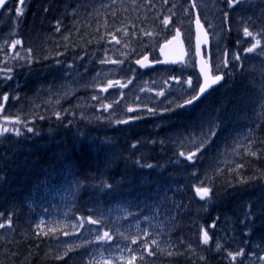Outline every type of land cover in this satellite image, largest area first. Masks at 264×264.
Listing matches in <instances>:
<instances>
[{
  "label": "trees",
  "instance_id": "1",
  "mask_svg": "<svg viewBox=\"0 0 264 264\" xmlns=\"http://www.w3.org/2000/svg\"><path fill=\"white\" fill-rule=\"evenodd\" d=\"M83 1L79 0V3L83 4ZM73 6H77L76 0H30L26 15L28 35L36 37L49 30L58 36L57 26L51 25V22L62 23L67 18L64 12ZM93 31L91 24H78L70 30L65 44L70 51H74L73 54H77L82 48H88L94 43L97 34ZM55 50L59 49L51 46L52 57L56 56ZM41 73L38 71L35 75L45 78L41 77ZM231 80L203 98L188 114L170 120L169 124L165 123L163 130L154 131L150 123H140L128 134L123 130H114L118 151L107 156L96 132L90 128L87 136H84V116L80 109L55 107L50 100L38 106L33 96L19 90V94H15L17 97L9 100L13 104V114L17 115L20 122L15 124L13 134L0 133V224L4 225L0 228V264L85 263L86 248L81 246L73 249L67 243L70 236H77L71 233L69 226L50 229L44 225V231H41V223L38 222L41 216L52 214L60 208L61 203L57 200L67 198L64 194L73 193L74 189H81L75 207L76 214L85 213V216H89L91 213L88 211L79 212L80 208L96 206L94 214L104 219L102 224L108 225L106 216L126 213L125 219L119 223V236L133 228L138 234H149L145 240L146 245H155L153 239H156V244L158 241L173 239L174 246L167 264H227L224 258L226 254L229 256V252L223 248L224 251L220 250L217 255H213L210 244L200 246L201 236L197 232L212 229L210 232L216 231L219 237L228 239L231 235L237 239L245 235L244 230L254 231V227L259 226V229H264V212H261L264 209V102L257 113L255 104L252 107L257 91L249 77L238 74ZM43 81L42 87L46 86L47 80ZM38 89L34 86L33 91L41 93ZM49 117L52 118V125L47 128L43 123ZM2 121L4 119L0 116ZM206 121L220 124L216 134L220 139L225 138L226 141L231 136L230 132L238 133L241 129L249 128L252 140V144L242 151L246 158L244 164L251 170L252 179L244 176L239 184L227 186L231 187L232 192L222 198L217 196L221 183L214 182L210 187L212 198L209 201H204L197 193L198 188H207L206 184L202 185L190 173L192 166L198 162L186 161L180 166H173L178 155L175 139L183 137L191 146L194 143L190 138L191 133L198 131L199 126ZM29 127L33 129L32 132L27 131ZM37 128L42 131L39 139L41 143L36 142L40 132ZM15 129H19L21 135L17 136ZM149 133L154 134L155 139L160 135L164 140L154 147L143 142L148 151L137 153L136 157L141 160L137 164L131 158L133 141ZM191 148L194 150V147ZM227 148L220 153L229 154ZM215 152L210 154L214 157L221 155ZM213 156L209 155L208 158L214 160ZM209 162L205 171L215 172L213 161ZM220 162L229 167L234 166L231 161ZM121 163L133 169L126 170L121 167ZM158 168L162 172L157 176L151 173ZM149 172L147 180L141 178V175L145 176ZM102 177L108 178L109 184L103 185L104 195L102 192L95 197L92 193L96 190H92L101 185L99 178ZM249 210L260 223L253 216L248 222H243ZM217 222L220 226L213 228ZM254 239H257L256 233ZM120 240L121 237H114L113 241ZM103 246L107 249L113 247L112 243ZM58 256L62 258L57 259Z\"/></svg>",
  "mask_w": 264,
  "mask_h": 264
},
{
  "label": "rangeland",
  "instance_id": "2",
  "mask_svg": "<svg viewBox=\"0 0 264 264\" xmlns=\"http://www.w3.org/2000/svg\"><path fill=\"white\" fill-rule=\"evenodd\" d=\"M100 1L104 5L120 4L121 9H123V11L127 7H130L132 9L130 12L131 16L128 17L130 23L134 22V19L132 18V16H133L138 21H140L142 23V28L145 30L150 28L149 23L155 22V20H156L157 0H100ZM192 1L195 5H197L198 9L200 10V12L202 14V17H204L206 19V21L212 26L213 29L221 28V27H218L219 23H217V21L213 20L214 15H215L213 13V10H212L214 0H192ZM254 11L256 12V14L253 12H249V13H247L246 17L243 18V21L245 22L244 26L249 27L253 31H255L257 28L261 27V20H260V16H259L260 12L257 9H254ZM180 12H181V15L179 16V20H178V18H176L174 22L170 23L171 19H170V16L168 15L169 24L167 26H165V25L160 26V28H162L161 34H163L164 38L168 37L171 32L174 33L173 31L175 30L176 27L183 29V31L186 33V35L188 37H190L189 27L191 28V25H192L193 14L191 11L188 12V10L187 9L185 10L183 7H182V10ZM9 14H10V12L7 14V17L0 22V29L7 27V21L9 23V20H10ZM168 14H169V12H168ZM165 15H167V14L163 12V16H165ZM186 15H188V16L186 17ZM210 15H211V18H208ZM71 18H74V17H71ZM165 18H167V17L165 16L164 20H165ZM257 18L259 19L260 25L258 24V21H256V20H258ZM77 22H79V21L76 19L75 23H77ZM241 26H242V24L239 25V28ZM164 28H166L167 30L165 31ZM222 29H223V27H222ZM221 30H220V32H222ZM164 31H165V34H164ZM147 33H149V32H147ZM147 33L143 34L142 36H149V35H147ZM253 36H256L254 34V32H253ZM51 37H52L51 34H47L45 37L46 41L50 40ZM137 39H139V38L137 37ZM149 41L152 45V40L149 39ZM216 41L217 42H216V45H215L214 50H213V60L215 61V65L219 66L220 69H225V68H222L220 66H222V64H224V61L227 59L228 60V66L227 67H229V68H226V70L228 72H235V71L239 70L243 73L248 69L249 70L254 69L255 70V71L253 70V74H254L256 72L260 73L259 70L263 71L261 58L264 55V52H259V53H257L256 56L252 55L249 58L247 56H248V54H252V52H246L245 49L252 47V46H247V47H245L244 50L243 49L240 50V48L235 50V49H233V47L229 48L228 44L225 47H223L224 42H222V37L218 38ZM126 43H129V44L137 43L138 44L137 47H142L141 44H143L144 42H139L138 40H136L135 37L130 36L129 41ZM248 44H250V43H248ZM0 46H2V52L0 53V55L6 56V43H5L3 36H1V35H0ZM155 48H157V45H155L154 47L152 45L151 50H154ZM226 52H227V56L225 55ZM56 55L64 57L66 55V51H61ZM235 56H240L241 59L235 60L234 59ZM128 57L131 59H134V54L129 53ZM153 57H155V56L153 55ZM17 58H19V57H17ZM43 76L45 78H43V77L42 78L47 80L45 82V84L48 83L49 87L53 88L54 87L53 83L49 81V79H51V78L48 75H43ZM33 77L37 82V83H34L36 85L32 84L30 78L27 77V75H25L24 80H22L21 82H15L16 89L20 90L24 93L25 92L24 86H27L31 89H33L34 86L39 87L40 84H39L38 80L40 79V77L37 75H33ZM177 78L181 81V83L179 85L180 87L178 88V90L180 92H178L177 94H180L178 96H181L182 90L183 89H189V85H188L187 80L182 79L183 78L182 74L178 73ZM43 79H42V81H43ZM256 81H258L261 85L264 84V79L258 80L256 78ZM43 83H44V81H43ZM154 85L156 86L157 90L159 89V91L157 93L163 91L162 81H158ZM1 92L2 91H0V93ZM157 93L154 94L152 97H150L151 104H158L159 105L160 96H158ZM31 96H33V98L36 100L38 106L39 105L41 106L42 103L45 101V97L43 95H40L39 93L38 94L37 93L32 94V95H30V97ZM186 98H189V97L181 96V98L178 99L177 102L182 103L183 100ZM161 101H164V100H161ZM83 104H84L83 107L85 108L87 101H83ZM155 109H156V106H155ZM44 122L45 123H43V125L46 126L47 123H46V121H44ZM37 129L41 130L39 128H37ZM150 137H152V138H154V140H156L154 134L150 133ZM215 139L217 142L220 141L219 136H215ZM180 142H181V139L176 140V144H179ZM245 160H246L245 157H240L238 159V163L241 165V169H239V170L232 171V170H230V167L227 166L226 164L219 163L214 168L215 172H209L208 173L206 171H203L202 174H203V177L205 178V180L211 181V182L221 183L219 185V188H218L219 190L217 191L218 197L222 198V197L228 196L232 191H231V187H227V186H230V185L235 186L233 184H239L240 180L246 174L252 175L251 170H249V167L247 166V164H244ZM135 162L137 164H140L141 160L138 159V160H135ZM121 167L126 169V170L127 169H130V170L133 169V168H128L127 166H125L122 163H121ZM150 172H149V174H146L145 176L141 175V178H144L145 180H147L148 176L150 177ZM159 172H162L161 168L153 169L151 173L155 174V176H157L159 174ZM223 182H227V183H231V184H223ZM253 218L255 219L254 216H253ZM58 221L64 223L65 219H52V222H58ZM256 221L259 223L261 222L258 220H256ZM47 222L48 221H46V222L40 221L39 223H41V225L39 227L43 228L44 225H48L49 227L53 226L52 224H49ZM259 228H260V226L257 228L254 227L253 230L254 231L257 230V234H258V238H259L260 242L264 243V229H259ZM77 243H79V241H77ZM97 262L99 264H116L117 260L112 259L110 257L100 256L97 259Z\"/></svg>",
  "mask_w": 264,
  "mask_h": 264
},
{
  "label": "snow or ice",
  "instance_id": "3",
  "mask_svg": "<svg viewBox=\"0 0 264 264\" xmlns=\"http://www.w3.org/2000/svg\"><path fill=\"white\" fill-rule=\"evenodd\" d=\"M232 2L233 0H227V3L229 4V7L232 6ZM7 3V0H0V8H3L5 6V4ZM20 3L21 5L25 4L26 3V0H20ZM23 14V8L22 7H17L16 8V15H17V23L19 22V17ZM225 17L227 18V13H225ZM164 25L167 26L169 24V20L168 18H165V20L163 21ZM197 27L198 29L201 27L200 25V21L197 20ZM59 25L57 26V31H59ZM244 34L245 36H251L252 33H250L248 31V28H245L244 29ZM147 35H151V33H147ZM180 36V31L177 30L176 32V37L175 38H178ZM113 39L115 40V37H113ZM16 44H19L20 41L17 40L15 42ZM116 43H120L119 40H116ZM171 43V42H169ZM257 44H259V41H257ZM257 44H253L252 47H249L247 49H245L246 52H253V50L257 47ZM161 52H163V48H161ZM196 55L199 56L200 55V42L198 40L197 42V46H196ZM225 55L227 56V52L225 53ZM47 58V57H46ZM184 59V54H183V51L181 52V55L178 57V59H174L172 61H170V63H177V62H182ZM235 60H239L241 59L240 56H235L234 57ZM148 60V57L147 56H144L143 57V61H147ZM142 60H136V64L140 65L141 67H147L148 65H146ZM155 62L156 63H169V61H159L158 58H155ZM59 63V61H58ZM100 64H106V63H113V64H117V63H123V61H116V60H108V59H103V60H100L99 61ZM228 66V60L226 59L224 61V64H223V67H227ZM133 72H135V69H131ZM217 70H219V66H217ZM12 70L9 68L7 69V72H11ZM201 72L202 74L204 75L205 77V82L203 85H200L199 87V91L197 92L196 91V88L195 86L193 85V81L192 79L190 78L187 82L189 84V89H183L182 90V93H181V96H186V97H190V98H186L183 100V103H176V100L180 99L181 96H177L175 99H172V100H167L166 102V106H164L163 110L164 111H174L175 108H180V109H185V108H188L189 106H193L196 104L197 101H199L205 94L206 92L210 89L211 86H214L216 85L218 82L222 81L223 79V76L221 75H215L213 77H209L207 75V73H205L203 71V68L201 69ZM7 79H11L10 76H7L6 77ZM198 82V81H197ZM116 84H120L119 81H116L115 82ZM129 83H131V81H129ZM113 86V83L112 81H109V87H112ZM121 87H124V85H121ZM103 91H107V89H102ZM158 96H165V92L164 91H161L159 93H157ZM3 99L5 101H7L9 99L8 95L7 94H4L3 96ZM93 99H96L95 96H93ZM160 105H165V102L164 101H161L160 102ZM172 105H175V108L172 107ZM4 106L2 104H0V109H2ZM108 107H111V105H104V108L105 110H107ZM128 111L129 112H132L133 109L132 108H128ZM147 113L150 114V115H156V111H155V106L154 107H150L147 109ZM57 117L59 118V113H57ZM142 118L141 116L137 115L135 117H132L131 119H140ZM41 119H43V117H41ZM20 121L17 120L16 123H19ZM130 121L129 120H119L117 121V123H120V124H127L129 123ZM220 129V124H212L211 122L209 123L208 125V128H207V131H201L199 133V140L192 143L191 147H194L196 149V151H191L189 150L190 154L187 156V160L190 161V162H195L196 159L199 158L200 154L204 152V150L212 143V141L215 139V136L216 134L218 133ZM13 131V129H10V128H4L3 129V132L4 133H7V132H11ZM28 132H32L33 129L31 127H29L27 129ZM15 132H16V135L19 136L21 135L20 133V130L19 129H15ZM135 147V146H134ZM181 156H184V153L181 152L180 153ZM253 155H255V153H253ZM151 167V166H149ZM239 167V165H238ZM209 192H210V189L209 188H198L197 189V193L201 196V199H204L205 197H207L209 195ZM261 212H264V209L261 210ZM254 215V213H252L250 210L249 212H247L245 214V221L243 222H248L249 219ZM98 221L96 220H90L89 223L90 224H96ZM4 225L3 224H0V228H3ZM39 235V233H38ZM97 238L101 241H110L112 239V237L109 235V232L105 231L103 233V236H100L99 235V232L97 230ZM133 244H136L137 241L136 240H133L132 241ZM203 243L207 244L208 243V234L207 232L204 233V236H203ZM217 247H219V245H217ZM152 253H149V255H151ZM230 256H232V259L235 260L236 259V256L235 255H232L231 253H229ZM236 255H240V253H237ZM62 257H57V259H61ZM133 260L135 259V257L132 258ZM264 259V258H262ZM129 264H132L131 261H129Z\"/></svg>",
  "mask_w": 264,
  "mask_h": 264
},
{
  "label": "bare ground",
  "instance_id": "4",
  "mask_svg": "<svg viewBox=\"0 0 264 264\" xmlns=\"http://www.w3.org/2000/svg\"><path fill=\"white\" fill-rule=\"evenodd\" d=\"M40 1V0H39ZM39 4V3H38ZM36 6V5H35ZM39 8H41V7H39ZM45 8V7H44ZM43 9V8H42ZM42 9H41V11H42ZM40 12V11H39ZM38 12V13H39ZM41 15V14H40ZM250 15V14H249ZM42 18V17H41ZM74 22H76V18H71ZM93 35V34H92ZM94 36V35H93ZM92 39V38H91ZM89 40V39H88ZM61 51H63V50H55V54H58L59 52H61ZM43 75H48L49 76V74L48 73H45V74H43ZM39 89L38 90H41L42 89V85L41 84H43V81H42V78H40L39 80ZM46 85L49 87V84L48 83H46ZM253 90V89H252ZM24 91H26V93L27 94H30V95H32V94H35L36 92L35 91H33V89H31V88H29V87H27V86H24ZM40 95H42L41 93H39ZM29 95V96H30ZM225 101V100H224ZM240 101V100H239ZM218 102V101H217ZM230 103V102H229ZM244 103V102H243ZM221 104V103H220ZM219 104V105H220ZM218 105V106H219ZM226 105V104H225ZM235 105V104H234ZM247 107V106H246ZM246 107H245V109H246ZM219 108H221L220 106H219ZM218 109V108H217ZM223 109V108H222ZM237 109V108H236ZM225 110V109H224ZM235 110V109H234ZM219 111H221V109H219ZM226 111V110H225ZM245 111V110H244ZM222 112V111H221ZM246 112V111H245ZM217 113V112H216ZM220 113V112H219ZM226 113H227V111H226ZM230 113H232V112H230ZM222 115V114H221ZM236 115V114H235ZM212 116V115H211ZM217 116V115H216ZM237 116H238V114H237ZM239 116H241V115H239ZM227 118V117H226ZM237 118V117H236ZM239 118V117H238ZM249 118V117H248ZM219 120V119H218ZM223 120V119H222ZM236 120V119H235ZM249 120V119H248ZM46 123H47V125L45 126V127H50L51 125H52V118L51 117H49V118H47L46 120ZM212 121H213V119H212ZM231 121V120H230ZM229 122V121H228ZM220 123H222V122H220ZM259 123V122H258ZM215 124H217V122L215 123ZM219 124V123H218ZM234 124V123H233ZM144 125V124H143ZM176 125V124H175ZM235 125V124H234ZM147 126V125H146ZM172 127V126H171ZM174 128V127H173ZM191 129V128H190ZM197 130V129H196ZM264 130V129H263ZM122 131V130H121ZM147 133V132H146ZM170 133V132H169ZM128 134V133H127ZM130 134V133H129ZM124 135V134H123ZM143 135V134H142ZM145 135V134H144ZM171 135V134H170ZM42 137V131L40 130V132H39V134H38V137L36 138V142L38 143L39 142V139ZM127 137V136H126ZM133 137V136H132ZM124 138H125V136H124ZM124 141V140H123ZM133 141V140H132ZM117 142V141H116ZM134 142V144L138 147V149H139V151L138 152H135V153H133L132 154V156H131V158H132V160H138V159H140V158H138V157H136V155L138 156V154L137 153H139L140 151H141V154H143V153H145L146 151H148L147 149H146V147H144L143 146V144L139 141V140H137V141H133ZM143 142H145V144H147L148 146L150 145V146H152V147H154L155 145H157L158 144V141L157 140H154V138H152V137H150V133L149 134H147L146 136H144V138H143ZM39 143H41V142H39ZM167 144V143H166ZM170 144V143H169ZM168 144V145H169ZM140 146V147H139ZM100 150V149H99ZM152 151V150H151ZM157 151V150H156ZM168 152V151H167ZM120 155V154H119ZM154 155V154H153ZM145 156V155H144ZM160 156V155H159ZM147 157V156H146ZM118 158H119V156H118ZM164 158V157H163ZM150 160V159H149ZM155 161H156V159H155ZM154 161V162H155ZM104 167V166H103ZM116 167V166H115ZM115 170V169H114ZM113 170V171H114ZM104 172V171H103ZM103 172H102V174H103ZM106 173V172H105ZM102 174H100V175H102ZM108 174V173H107ZM106 174V175H107ZM113 175V174H112ZM100 177V176H99ZM55 179V178H54ZM128 179H129V177H128ZM109 184V183H108ZM125 186V185H124ZM133 186H134V184H133ZM246 186V185H245ZM46 187V186H45ZM252 188V187H251ZM119 189V188H118ZM140 190V189H139ZM116 191V190H115ZM114 191V192H115ZM239 192H241V191H239ZM256 192V191H255ZM48 193H49V191H48ZM252 193V192H251ZM250 193V194H251ZM119 194H121V193H119ZM118 194V195H119ZM127 194V193H126ZM260 195V194H259ZM245 196V195H244ZM254 196V195H253ZM237 197V196H236ZM238 197H239V195H238ZM243 197V196H242ZM245 197H247V196H245ZM85 198V197H84ZM109 198H110V196H109ZM127 198V197H126ZM102 199V198H101ZM242 199V198H241ZM116 200H117V197H116ZM128 200V199H127ZM234 200V199H233ZM244 200V199H243ZM250 200V199H249ZM252 200V199H251ZM119 201V200H118ZM114 202V201H113ZM246 202H247V199H246ZM250 202V201H249Z\"/></svg>",
  "mask_w": 264,
  "mask_h": 264
},
{
  "label": "water",
  "instance_id": "5",
  "mask_svg": "<svg viewBox=\"0 0 264 264\" xmlns=\"http://www.w3.org/2000/svg\"><path fill=\"white\" fill-rule=\"evenodd\" d=\"M198 37H199L200 44H202L203 43V38H202V35L200 33L198 34Z\"/></svg>",
  "mask_w": 264,
  "mask_h": 264
}]
</instances>
